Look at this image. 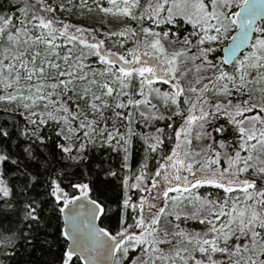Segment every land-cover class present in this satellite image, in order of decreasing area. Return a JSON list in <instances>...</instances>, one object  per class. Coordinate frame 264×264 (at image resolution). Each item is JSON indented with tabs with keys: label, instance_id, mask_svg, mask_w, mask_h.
Segmentation results:
<instances>
[{
	"label": "snow or ice",
	"instance_id": "obj_1",
	"mask_svg": "<svg viewBox=\"0 0 264 264\" xmlns=\"http://www.w3.org/2000/svg\"><path fill=\"white\" fill-rule=\"evenodd\" d=\"M0 264H264V0H0Z\"/></svg>",
	"mask_w": 264,
	"mask_h": 264
}]
</instances>
